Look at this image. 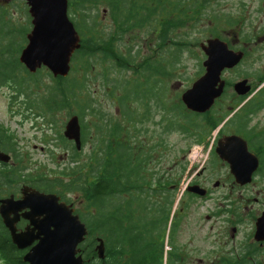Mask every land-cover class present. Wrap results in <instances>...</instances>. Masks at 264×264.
<instances>
[{"label":"trees","instance_id":"trees-1","mask_svg":"<svg viewBox=\"0 0 264 264\" xmlns=\"http://www.w3.org/2000/svg\"><path fill=\"white\" fill-rule=\"evenodd\" d=\"M219 1L69 0L68 12L81 36V47L73 56L69 76L55 77L44 67L31 73L20 63L32 28L26 1L0 0V87L10 85L13 100L21 98L29 115L55 130L69 157L68 165L57 173L59 177H36L23 164L13 137L0 126V150L13 158V166L0 171V187L16 189L20 183L30 182L46 193L83 198L84 210L77 213L88 228L80 245L87 264L180 261L173 240L176 222L169 232L172 251L167 262L165 247L181 177L187 169L182 157H187L193 145L204 144L219 126V113L216 108L204 115L191 113L178 94H173L168 104L166 85L175 77L185 54L200 48L191 35L202 23H207L201 31L204 38L224 39L222 31L229 29L235 30L245 45H259L261 34V30L246 31L245 13L219 9ZM101 11L112 22L110 32L99 28ZM210 22L215 24L208 25ZM145 45L152 51L148 55L144 54ZM43 71L47 84L40 78ZM255 80L256 87L260 86L264 75L257 73ZM97 81L103 94L93 88ZM256 99L264 102V87ZM108 102L115 108L112 113L104 107ZM248 108L237 115H247ZM61 114L68 118L66 124L73 116L79 117L82 147L88 135L92 138L86 160H80L81 153L58 130ZM149 122L157 129L151 131ZM173 134L182 136L186 145L174 148V167L166 170L159 164L173 149L169 143ZM261 173L264 177V171ZM98 238L105 245L103 260L96 251ZM23 255L0 218V259L4 264H26Z\"/></svg>","mask_w":264,"mask_h":264},{"label":"water","instance_id":"water-1","mask_svg":"<svg viewBox=\"0 0 264 264\" xmlns=\"http://www.w3.org/2000/svg\"><path fill=\"white\" fill-rule=\"evenodd\" d=\"M32 19V29L27 35L28 43L21 51L19 60L31 73L41 68L48 69L55 77H67L72 68V59L81 47V37L68 15V0H26ZM205 54V73L186 90L181 99L188 111L205 114L214 106L225 87L222 75L225 70L237 67L244 52L230 49L227 42L208 39L200 44ZM243 80L235 85L239 95L251 90ZM64 136L81 150V124L73 116L66 124ZM217 153L230 164L231 174L239 185L252 182L258 169V160L249 152L247 142L232 136L220 144ZM9 154L0 151V163L8 164ZM188 191L205 196L206 191L194 186ZM0 217L11 235L12 243L19 250L30 251L23 257L27 264H86L79 246L88 235L86 225L74 214L71 205L60 202L56 194H47L30 187H24L22 198L13 196L0 199ZM20 217L30 222L25 232H18L16 224ZM257 240H264V219L257 226ZM37 242L36 245H33ZM96 251L100 259L105 258V246L98 239Z\"/></svg>","mask_w":264,"mask_h":264},{"label":"flooded vegetation","instance_id":"flooded-vegetation-1","mask_svg":"<svg viewBox=\"0 0 264 264\" xmlns=\"http://www.w3.org/2000/svg\"><path fill=\"white\" fill-rule=\"evenodd\" d=\"M229 47L233 50H242V47H234L231 44ZM244 57L240 64L233 68L227 69L223 73V80H225L224 92L221 98L216 102V111L219 113L216 116V122L219 123L214 138L213 149L206 161V166L200 169H195L191 176L189 186L184 192L172 219L171 224L177 223L176 231L173 234L175 246L179 249L180 261L177 264H264V240L256 239L257 226L261 219H264V178H261V171H264V129L255 122L259 115L264 112V102H257L262 92L261 87L256 88L258 80L254 84L248 78H239L238 81L228 80L224 76L231 71H238L245 61L247 52L243 50ZM205 60L202 61L203 74L206 69L203 66ZM261 75V73H260ZM263 76V75H262ZM247 80L251 90L241 96L235 90V85L240 81ZM171 81H168L167 86V103L171 104L173 99V92L170 88ZM239 99H242L241 101ZM21 104L26 110L25 117L29 114L25 104L22 100ZM247 105L248 114L238 116ZM235 112L234 114H232ZM156 120V119H154ZM157 128V126H156ZM214 133L207 135L206 143L213 137ZM232 136L241 137L247 142L248 150L255 155L258 160V171L254 174L253 180L248 185H239L234 176L231 174L230 164L220 158L217 153V148L220 144L226 143V139ZM43 151V150H42ZM204 164V165H205ZM211 165L213 169L208 168ZM13 166L10 164H0V171L9 170ZM222 168L227 173V177L213 180L216 177L214 169L216 167ZM194 168L187 170V176ZM260 174V175H259ZM24 186L35 188L32 183H20L16 189L0 187V199H6L13 196L15 200L22 198V190ZM198 186L200 189L206 191L205 196H200L188 191L189 188ZM237 189V196H230L222 194L218 196L216 193L222 188ZM233 193V191H231ZM70 195L65 197L60 196V202L71 205L74 208V214L77 211L84 210L82 205L75 206L77 197L72 198ZM218 202L220 205L213 210L212 214L207 215L202 220V225L208 230H212L216 224L223 229L222 233H218L219 243H215L211 251H203L200 245L196 243L205 239L196 238L197 232L193 235L189 233V219L192 207L200 205L203 208V203ZM174 210V208H173ZM79 215V214H78ZM80 216V215H79ZM211 223H213L211 225ZM209 224V225H208ZM30 226V222L20 217L16 224L17 231L25 232ZM173 226V225H172ZM183 233L184 241L182 246H177L176 242L180 239V234ZM37 244V242L35 243ZM33 244V245H35ZM30 250L28 248L25 254Z\"/></svg>","mask_w":264,"mask_h":264},{"label":"rangeland","instance_id":"rangeland-1","mask_svg":"<svg viewBox=\"0 0 264 264\" xmlns=\"http://www.w3.org/2000/svg\"><path fill=\"white\" fill-rule=\"evenodd\" d=\"M12 0H1L2 3H11ZM243 1V3H242ZM245 5L244 9L243 6ZM219 9L232 12L233 14L245 13L247 18V26L245 28L246 31L251 29H255L260 31L261 34L258 38L261 45H245L240 41V38L236 36L235 30H224L222 31L224 40L231 44L234 47H242L247 52L245 61L243 65L238 69V71H231L225 74V78L228 80L238 81L239 78H248L250 82L254 84L255 76L257 73H261L264 75V0H220L219 1ZM217 7V5L215 6ZM105 11H101V28L102 26L106 29L107 32H110L112 27L111 20L108 19L107 13L104 14ZM80 19V17H79ZM207 23H202L201 28L198 31H194L191 35V40L197 39L200 43L205 42L209 38H204L205 35L201 34L202 28ZM215 23L210 22L208 25H214ZM213 27V26H212ZM250 27V28H249ZM183 33V32H182ZM179 33V34H182ZM199 43V44H200ZM200 47V45H199ZM144 54H150L149 47L146 45L143 46ZM262 48V49H261ZM205 59V55L200 48H194L193 53L185 54L182 64L179 66V70L175 72V77L171 80L170 88L176 96L182 95L188 88H191L193 82L200 77L201 75V64ZM99 71V70H98ZM203 73V71H202ZM46 71H43L42 76L40 78L43 84L49 83V80L45 78ZM100 81H97L93 84V88L98 90L100 94H103V88L101 89ZM107 112H114L115 108L112 106L110 102L106 103L104 106ZM26 110L24 106L21 104V101L13 100V90L10 85H5L0 87V126L3 127L15 140L17 145V149L23 155V164L28 167V172L33 174L34 176H38L39 174H46L51 179L53 177H59L57 173L61 171L64 167L68 165L69 157L67 155V151H65L57 141V134L53 128H48L45 124L44 120L38 119L32 115H27L25 117ZM158 117H154L157 119ZM59 119V128L58 130L64 131V127L66 124L65 115L61 114L58 117ZM88 121V128L90 131V119ZM258 125L264 129V112L259 115V118L255 120ZM147 127L155 128L152 122H149ZM184 138L178 134H173L170 137L169 143L173 146L172 151L169 150L168 153L165 154L164 158L161 160L159 167L172 170L174 167V158H175V149L179 150L186 145V141ZM90 135H88V142L83 147L80 152V160H86L90 155L92 146L90 144ZM211 141V139H210ZM43 150V151H42ZM87 155V156H86ZM190 152L187 153V157H182V161L184 164L190 166V168H194L190 174L187 176V172L181 177L182 187L184 184L188 183L191 180V176L194 174L195 169H200L203 166H206V159H208V150H203V158L199 161H190L189 160ZM205 164V165H204ZM208 168L213 169L211 165ZM214 173L216 177H214V181L217 179H221L227 177V173L222 170L219 166L214 169ZM237 189H231L226 187L217 191V195L220 196L222 194L237 196ZM233 191V193L231 192ZM73 195V194H72ZM239 196V195H238ZM70 197V196H69ZM74 198L75 196H71ZM80 200L84 203V199L80 198ZM78 200H75V202ZM204 207L199 208L200 205L192 207L190 211L189 219V233L193 235L194 232H197L196 238L203 239V235H205V239L196 243V245H200L203 251H211V248L214 247L215 243H219L218 241V233H222L223 229L219 227V224L214 226L213 231L208 230V226L206 225V229L202 225V220L207 215L212 214L213 210H215L220 203L218 202H209L203 203ZM78 208V205L75 204ZM204 223L206 221L204 220ZM213 223H211L212 225ZM209 225V224H208ZM183 233L180 234V239L176 242L177 246H182L184 243ZM170 242V236L168 237V243ZM171 250L170 244L167 245V251ZM0 264H4V262L0 259Z\"/></svg>","mask_w":264,"mask_h":264}]
</instances>
